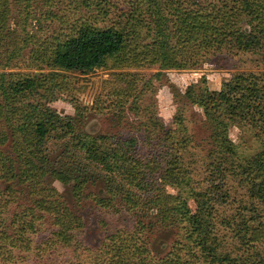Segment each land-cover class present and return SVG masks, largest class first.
<instances>
[{"label":"trees","instance_id":"1","mask_svg":"<svg viewBox=\"0 0 264 264\" xmlns=\"http://www.w3.org/2000/svg\"><path fill=\"white\" fill-rule=\"evenodd\" d=\"M108 2L107 4H110ZM62 0H0V68H19L15 60L23 48L27 51L25 67L44 68L55 71L85 72L100 67L111 60L119 68L128 66L157 65L166 69H192L222 53L232 56L264 52V0H123L122 7H114L109 26H92L89 21L67 25L60 17ZM56 7L54 11L51 8ZM115 6L113 3L111 7ZM38 9L46 20L56 19L61 27L46 38H35L26 30L33 10ZM102 14L109 16L108 5ZM63 16V15H62ZM11 21H14L12 24ZM63 21V22H62ZM244 24V25H243ZM143 35L145 42L134 41ZM29 45V49H28ZM261 76L236 73L231 80L221 86L220 99H200L198 105L207 112L210 104L216 109L219 122L233 118L237 126L250 120L251 126L264 135V96ZM47 78L60 80L56 72L35 77L17 73L0 75V120L5 118L7 127H0V222L3 225L5 204L11 202L13 187L24 185L34 196L37 208L55 214L57 228L41 243V254L37 261L44 260L50 250L63 251L69 258L80 256L75 242L74 226H71L72 213L59 201V193L42 185L45 174L61 183H68L72 172L78 175L73 186L77 196L85 179L93 172L102 170L106 177L119 183L123 200L129 208L149 206L160 212L162 222L177 221L168 217L174 210L173 197L165 191L178 177L183 153L191 141L183 126L166 130V137L176 150V158L171 170L162 167L161 156L153 154V149L144 155L135 156L133 139H114L112 136H97L75 133V125L70 117L55 114L43 104L21 103L26 93L35 90ZM49 81V80H47ZM118 95L119 91H114ZM117 93V94H116ZM212 124V120L208 119ZM212 126V125H211ZM163 129V128H161ZM215 149L217 155L209 165L212 174L218 173L221 181L225 154L220 153L224 138L219 127L213 122ZM71 133V134H70ZM49 137L62 140L65 144L66 167H48L44 146ZM9 147L11 152L4 151ZM151 148V145H149ZM171 148V147H170ZM181 148V149H179ZM225 150H230L229 146ZM214 150L212 153L214 154ZM63 154V156H64ZM223 168V169H222ZM254 176L249 184L252 195L264 202V143L253 158L249 169ZM250 174V173H249ZM83 175L84 177H80ZM217 178V177H216ZM117 186V185H116ZM142 191L149 197L141 204L131 193ZM28 215L34 212L30 207ZM11 215L9 228L23 241L21 234L30 226L26 213ZM200 214L182 215L190 229L182 234L171 250L163 257L155 258L140 238L143 224L132 231L119 230L108 235L94 251L93 264H264L260 254L252 252L245 261L216 257L210 248V238L205 229V220ZM32 218H30L31 220ZM73 219V217H72ZM181 220V219H180ZM231 221L222 219L221 225L230 227ZM229 224V225H227ZM259 229L250 221L240 235L237 227L230 228L243 246H251V241H260V235L246 240L247 229ZM8 230V229H7ZM189 232V233H188ZM263 233V231H261ZM5 229H0V256L7 259L11 251L6 246ZM47 261V260H46ZM40 264V263H36ZM48 264V262H47Z\"/></svg>","mask_w":264,"mask_h":264},{"label":"rangeland","instance_id":"2","mask_svg":"<svg viewBox=\"0 0 264 264\" xmlns=\"http://www.w3.org/2000/svg\"><path fill=\"white\" fill-rule=\"evenodd\" d=\"M122 1L62 0L60 17L72 26L80 21H89L98 28L109 26L113 18L110 12H114V7H122ZM112 3L115 6L111 7ZM107 5L110 10L109 16L105 18L102 14ZM53 7L51 9L55 11L56 7ZM38 9L33 10L28 19L26 30L30 35L43 39L65 27L64 23L61 25L56 19H43ZM11 22L14 24V21ZM134 41L145 42V39L141 35L136 36ZM27 51L23 48L15 60L19 68L1 67L0 75L17 73L40 77L56 72L60 80L47 78L49 81H42L40 86L26 93L20 101L43 104L59 116L70 117L75 125L72 134L79 132L93 137L133 139L135 156L144 155L153 149V154L162 157V167L169 170L176 167L174 162L177 155L172 142L165 135L166 130L183 126L191 143L177 156L181 160L179 171L182 176L165 187V191L175 197L174 210L169 213L166 211L165 214L177 221L171 224L162 222L158 216L159 210L146 205L129 208L123 200L119 183L106 177L102 170L93 172L85 179L77 196L73 194L77 174L70 171L66 173L70 177L68 183L58 182L45 174L42 185L47 189H55L61 204L71 210L73 219L71 217L70 221L71 226H74V240L78 244L80 256L69 258L63 251L53 253L50 250L44 260L37 261L42 252L41 243L57 228L55 214L37 208L29 188L18 184L13 187L11 202L5 204L3 209L4 226L0 225V229L6 231V246L11 256L8 259L0 256V264H93L94 251L108 235L119 230L130 232L139 227V223L143 224L140 238L146 243L151 255L160 258L171 250L176 240H182L180 237L183 232L190 229L189 223L182 220L185 212L189 216L200 214V220H205L210 248L216 257L245 261L249 254L256 251L264 260V202L252 195L249 185L254 176V170L249 169V166L263 147L264 135L251 126L249 119L243 121L241 126H237L233 118L219 122L212 104L207 112L198 105L202 98L220 99L222 84L231 80L236 73L251 72L261 76L260 85L264 96V52L237 56L222 53L213 58L212 63L192 69H166L157 65L119 68L109 60L89 71L72 72L27 68L24 66L27 63ZM114 91H119L118 95ZM4 116L7 117L6 114ZM5 118L0 120V127H7ZM209 118L225 137L219 149L226 158L224 166H221L226 169L221 172L224 174L222 181L218 173L212 174V179L216 180L211 181L210 172L207 171L218 150L213 139V122L211 124ZM226 146L230 150H225ZM64 148L62 140L49 137L44 146L49 168L60 170L68 165ZM3 149L11 152L7 146ZM4 186L5 182L1 180L2 191ZM131 193L141 204L153 196L145 195L142 191L131 190ZM30 207L34 212L28 215ZM23 212L31 227L20 235L23 241L14 242L17 236L13 227L9 228L10 218L13 213L17 215ZM222 219L231 221L230 227L222 226ZM249 221L259 229H247L246 240L261 236L260 241L249 243L253 245L250 249L239 242L235 236L237 233L230 231V228L237 227L241 230L240 235L245 234L246 229L242 228Z\"/></svg>","mask_w":264,"mask_h":264}]
</instances>
